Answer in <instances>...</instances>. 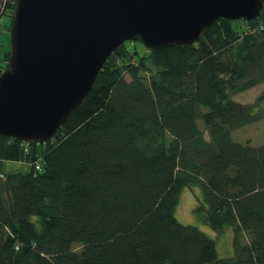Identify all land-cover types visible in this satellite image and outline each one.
<instances>
[{
  "label": "trees",
  "instance_id": "trees-1",
  "mask_svg": "<svg viewBox=\"0 0 264 264\" xmlns=\"http://www.w3.org/2000/svg\"><path fill=\"white\" fill-rule=\"evenodd\" d=\"M16 2L0 0V19ZM263 83L264 9L191 45L124 43L51 141L0 134V264H264V144L232 137L264 120L262 98L234 99ZM185 188L201 190L195 214L217 235L234 229V257L177 220Z\"/></svg>",
  "mask_w": 264,
  "mask_h": 264
},
{
  "label": "water",
  "instance_id": "water-1",
  "mask_svg": "<svg viewBox=\"0 0 264 264\" xmlns=\"http://www.w3.org/2000/svg\"><path fill=\"white\" fill-rule=\"evenodd\" d=\"M263 9L264 0H17L0 75V134L51 141L126 42L191 45L222 19L252 21Z\"/></svg>",
  "mask_w": 264,
  "mask_h": 264
},
{
  "label": "rangeland",
  "instance_id": "rangeland-1",
  "mask_svg": "<svg viewBox=\"0 0 264 264\" xmlns=\"http://www.w3.org/2000/svg\"><path fill=\"white\" fill-rule=\"evenodd\" d=\"M13 19L10 16H4L0 19V66L5 63V57L11 50V37L10 28ZM131 42V41H129ZM137 42V47L141 54H144L146 46L140 41ZM262 98L264 106V83L260 84L248 91L242 92L234 97L237 102L246 105H253ZM200 128L205 132V127L202 121H199ZM205 137H208V133L205 132ZM234 141L244 144L251 145L253 147H259L264 144V120L257 122L255 124L249 125L243 129L236 130L232 133ZM3 168L5 172H27L30 167L28 164L23 162H11L5 161L3 163ZM201 190L199 188H185L180 196L179 204L176 209V218L183 225H191L199 228L201 231L205 232L211 238L217 241L218 254L220 258H232L235 256V233L234 229L228 227L225 229L224 233L217 235L208 225L204 224L195 214V209L200 203ZM190 203L188 211L187 204ZM250 241L249 236H243L242 242L247 243ZM76 251H81V248L76 245Z\"/></svg>",
  "mask_w": 264,
  "mask_h": 264
},
{
  "label": "bare ground",
  "instance_id": "bare-ground-1",
  "mask_svg": "<svg viewBox=\"0 0 264 264\" xmlns=\"http://www.w3.org/2000/svg\"><path fill=\"white\" fill-rule=\"evenodd\" d=\"M189 205H190V203L187 204V206H186V208H185V209H187V210H186L185 212L188 211Z\"/></svg>",
  "mask_w": 264,
  "mask_h": 264
},
{
  "label": "built area",
  "instance_id": "built-area-1",
  "mask_svg": "<svg viewBox=\"0 0 264 264\" xmlns=\"http://www.w3.org/2000/svg\"><path fill=\"white\" fill-rule=\"evenodd\" d=\"M38 169H39V167H38Z\"/></svg>",
  "mask_w": 264,
  "mask_h": 264
}]
</instances>
